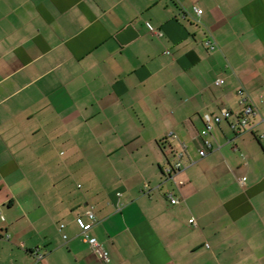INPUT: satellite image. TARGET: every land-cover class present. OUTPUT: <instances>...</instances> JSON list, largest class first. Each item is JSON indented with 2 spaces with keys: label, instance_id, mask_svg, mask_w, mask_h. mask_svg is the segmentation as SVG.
Returning a JSON list of instances; mask_svg holds the SVG:
<instances>
[{
  "label": "crops",
  "instance_id": "1",
  "mask_svg": "<svg viewBox=\"0 0 264 264\" xmlns=\"http://www.w3.org/2000/svg\"><path fill=\"white\" fill-rule=\"evenodd\" d=\"M0 215V264H264V0H0Z\"/></svg>",
  "mask_w": 264,
  "mask_h": 264
},
{
  "label": "built area",
  "instance_id": "2",
  "mask_svg": "<svg viewBox=\"0 0 264 264\" xmlns=\"http://www.w3.org/2000/svg\"><path fill=\"white\" fill-rule=\"evenodd\" d=\"M195 12L197 14L198 17H200L201 15V10L198 9V8H195ZM183 17H186V14H183ZM148 27L150 29V31L152 32H155V28L150 25L148 23ZM210 44V48L211 49H214V45L209 43ZM224 80L223 79H219L216 81V85H223L224 84ZM231 111L229 109H223L221 111L220 114L218 115H215L214 117H207L206 118V126L205 128L202 130L201 134L203 137L209 135L211 133V130L213 128V122L215 123H221L224 119H228L230 118L231 116ZM256 115V111L254 109V107L252 105H248L246 106L243 111H242V114L239 118V122L236 126L237 128V131L238 132H241L242 130H246L248 128H250V117L251 116H254ZM171 135V134H170ZM201 156H205L207 153L205 150H202L200 152ZM183 168V163L181 161L177 162L176 164L174 165H171V166H168V167H165L164 168V174L166 176H172L174 172L178 171V170H181ZM247 178L244 177L240 180V182L242 184H244L246 182ZM170 201L172 204H178L180 202V200L176 197H170ZM87 216L89 217V219L91 221H96V217H95V214L93 212H88L87 213ZM2 218V216L0 215V219ZM76 223L79 227V229L81 230V233L85 239V241L87 243H89L90 246H92L97 252H99L102 260L104 262H108L110 260V253L109 251L103 246V244L101 242L98 241L97 238L91 236L89 234V228H90V225L87 224L85 222V220L82 218V217H78L76 219ZM190 223L193 224V225H196V220L194 218H192L190 220ZM61 228H65V224H62L61 225ZM8 239H10L9 236H7ZM65 238H67V236H65ZM43 254L40 253V252H36V264H39V262L41 261V258H42Z\"/></svg>",
  "mask_w": 264,
  "mask_h": 264
}]
</instances>
